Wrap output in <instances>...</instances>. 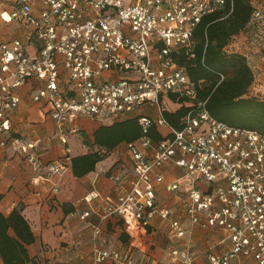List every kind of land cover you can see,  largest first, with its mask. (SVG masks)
<instances>
[{
    "label": "built area",
    "instance_id": "built-area-1",
    "mask_svg": "<svg viewBox=\"0 0 264 264\" xmlns=\"http://www.w3.org/2000/svg\"><path fill=\"white\" fill-rule=\"evenodd\" d=\"M226 2L12 0L11 9H2L0 17L21 23L27 33L0 38V154L11 140L31 162L38 161L36 142L10 136V116L20 103V88L30 80L39 81L32 99L47 106L63 143L68 142L67 128L79 118L115 122L136 117L143 133L128 143L135 179L130 190L107 201L103 217L117 215L132 228L159 215L169 220L174 238L184 237L188 229L182 218L173 217V208L159 203L154 193L164 179L156 169L172 164L181 169L183 181L177 179L167 189H183L181 213L193 225L225 230L229 246L210 252L209 264H244L248 259L264 264V133L212 116L207 100L197 99L194 81L175 57L182 50L194 57L195 28ZM38 4L41 9L35 11ZM1 5L6 6L3 1ZM262 25L264 7L254 6L245 29L233 34L223 50L242 54L250 65L253 48L264 44ZM170 103L188 107L179 126L164 115L172 111ZM151 107L157 109L156 116L148 113ZM152 127L161 134L159 140L150 135ZM65 160L52 170L61 171ZM99 233L96 227L95 236ZM171 255L194 264L186 250L174 249ZM91 257L94 264H139L132 251L97 243Z\"/></svg>",
    "mask_w": 264,
    "mask_h": 264
},
{
    "label": "crops",
    "instance_id": "crops-1",
    "mask_svg": "<svg viewBox=\"0 0 264 264\" xmlns=\"http://www.w3.org/2000/svg\"><path fill=\"white\" fill-rule=\"evenodd\" d=\"M2 1L6 4L3 8ZM11 1L0 0V12L4 8L11 9ZM40 9L41 4L34 7L35 11ZM26 33L21 23L5 22L0 17V38L11 40L25 37ZM253 51L260 49L255 47ZM254 63L258 65L256 70L263 73V62L259 59ZM39 84L37 80H30L20 88V103L10 116V136L36 142L38 161L31 162L25 153L11 145V140L0 154V212L7 217L14 208H22L21 213L35 237L32 243L25 245L30 257L28 264H94L91 253L95 243L105 249L132 251L139 264H183L172 258L174 249L189 252L194 264H209L210 252H223L228 248L225 230L193 225L181 213L183 189H167L169 183L177 179L183 181L181 169L172 164L156 169L155 174H162L164 179L156 183L154 193L159 203L173 208V217L182 218L188 229L184 237L174 238L169 220L159 215L152 217L148 224L135 222L132 228H127L117 215L104 218L107 201L130 190L135 179L128 142H120L109 151L96 144L95 131L113 122L91 117L71 123L67 128L68 142H61L47 106L32 99L31 91ZM168 106L172 111L180 108L179 104ZM148 113L158 114L155 107L148 108ZM92 153L101 156L94 169L76 174L73 159ZM67 155L69 158L65 160ZM63 160L62 170L54 172L52 166ZM84 212L89 215L82 217ZM96 227L100 228L97 237ZM9 234L15 235L13 229H9ZM0 264H4L1 255ZM104 264L118 263L107 260ZM244 264L253 263L248 259Z\"/></svg>",
    "mask_w": 264,
    "mask_h": 264
},
{
    "label": "trees",
    "instance_id": "trees-1",
    "mask_svg": "<svg viewBox=\"0 0 264 264\" xmlns=\"http://www.w3.org/2000/svg\"><path fill=\"white\" fill-rule=\"evenodd\" d=\"M227 0L222 10L208 14L194 30V57L185 50L175 53L176 60L184 65L197 89V99L207 100V108L216 119L231 125L250 128L264 133V98L249 96L247 92L254 81L253 71L245 56L226 53L224 45L229 38L244 30L249 23L254 6L252 0ZM223 77V78H222ZM188 107L176 111L166 110L164 115L174 126L180 125ZM143 133L136 117L102 125L94 133V142L107 151L120 142H133ZM150 135L155 140L161 134L154 127ZM101 159L96 153L73 159L78 175L94 169ZM16 207L9 216L0 212V255L4 264H28L30 257L26 244L35 240L30 224ZM13 229L15 235L9 234Z\"/></svg>",
    "mask_w": 264,
    "mask_h": 264
},
{
    "label": "rangeland",
    "instance_id": "rangeland-1",
    "mask_svg": "<svg viewBox=\"0 0 264 264\" xmlns=\"http://www.w3.org/2000/svg\"><path fill=\"white\" fill-rule=\"evenodd\" d=\"M124 3H130L131 0H122ZM252 3L255 6H263L264 7V0H252ZM264 26V25H262ZM264 45V44H263ZM259 55V56H258ZM252 59L250 60V67L253 71L254 74V81L252 83V85L250 86L247 95L249 96H256L258 98L263 99L264 98V70L263 73L254 69L253 63L254 62H259L260 59V63L263 65L264 67V47L261 45L260 46V51H254L252 53ZM258 56V57H257ZM262 74V75H261Z\"/></svg>",
    "mask_w": 264,
    "mask_h": 264
}]
</instances>
